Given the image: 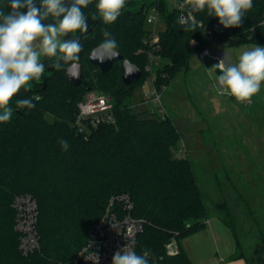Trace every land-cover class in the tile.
Instances as JSON below:
<instances>
[{
	"label": "trees",
	"instance_id": "1",
	"mask_svg": "<svg viewBox=\"0 0 264 264\" xmlns=\"http://www.w3.org/2000/svg\"><path fill=\"white\" fill-rule=\"evenodd\" d=\"M97 2L91 0L83 9L88 32L65 37L79 38L83 45L77 61L81 84L73 86L64 68L57 70L45 57L42 77L31 81L27 91L21 89L10 104L11 121L0 123V264L67 263L102 218L108 200L121 194L132 202V216L144 220L135 238L137 254L148 251L151 264H192L180 241L204 226L207 210L189 158L173 151L180 132L167 115L123 105L149 75L145 17L156 7L164 25L158 30L159 61L153 79L163 90L189 66L192 56L230 36L264 44V0H253L240 27L224 28L206 11L193 12L200 24L194 32L177 23L179 11L169 0H126L122 15L110 25L92 18ZM104 29L112 33L123 59L141 69L135 83L123 84L121 61L105 73L89 62L88 53L104 40ZM96 88L113 93L116 122L80 132L78 102ZM22 98H34L35 108H17L16 100ZM61 138L70 145L67 151ZM22 193L31 194L38 205L40 248L27 254L18 249L11 205ZM172 238L178 251L169 254L166 244ZM262 242L264 247V237Z\"/></svg>",
	"mask_w": 264,
	"mask_h": 264
},
{
	"label": "rangeland",
	"instance_id": "2",
	"mask_svg": "<svg viewBox=\"0 0 264 264\" xmlns=\"http://www.w3.org/2000/svg\"><path fill=\"white\" fill-rule=\"evenodd\" d=\"M156 27L163 29L161 17ZM256 45L230 36L212 47L217 52L208 48L206 53L192 56L189 66L163 88L165 113L161 116H169L180 132L173 151L189 158L207 215L218 213L236 234L250 262L264 264V84L250 102L241 103L221 94L218 74L210 69L222 59L225 66L238 63L240 54ZM44 59L42 56L41 61ZM151 88L148 75L123 105L148 111L150 107L141 98ZM94 93L113 102V93L99 88L84 96Z\"/></svg>",
	"mask_w": 264,
	"mask_h": 264
},
{
	"label": "clouds",
	"instance_id": "3",
	"mask_svg": "<svg viewBox=\"0 0 264 264\" xmlns=\"http://www.w3.org/2000/svg\"><path fill=\"white\" fill-rule=\"evenodd\" d=\"M91 0H0V123L10 122L14 97L33 80H39L45 72L41 57L52 59L57 70L65 65L74 66L79 60L83 45L79 38H65L75 32L87 33V17L83 9ZM126 6V0H98L93 19H101L110 25L117 21ZM188 14L177 18L184 31L200 27L191 13L207 12L219 20L224 28L240 27L253 7V0H183L177 7ZM10 9V11H6ZM26 11H23L25 10ZM51 21V22H46ZM104 40L98 49L104 53L100 62L118 55V44L108 30H102ZM210 69L219 70L216 77L221 94H227L238 102H250L264 84V47L256 45L243 51L238 63L225 66L223 59ZM208 70V69H207ZM34 98L16 100V107L35 108ZM64 151L68 141L60 139ZM150 253L137 254L127 244L117 250L112 264H151Z\"/></svg>",
	"mask_w": 264,
	"mask_h": 264
},
{
	"label": "built area",
	"instance_id": "4",
	"mask_svg": "<svg viewBox=\"0 0 264 264\" xmlns=\"http://www.w3.org/2000/svg\"><path fill=\"white\" fill-rule=\"evenodd\" d=\"M181 14H188L187 6L182 11L177 7L179 0H170ZM192 17L193 13H191ZM160 14L156 7H151V12L146 14V24L149 34L145 41L148 44V64L145 69L149 72L152 88L144 91L141 100L150 107L148 111L156 115L165 113L161 102V92L154 83L155 64L159 57L156 52L159 49V33L156 25ZM264 27V20L262 21ZM204 49L202 54L206 53ZM200 52V53H201ZM154 104V108L151 106ZM79 131L84 132L89 128L100 124H113L116 122L113 102L104 94H87L78 102ZM14 209V230L18 233V249L27 254L40 248L39 236L37 233L38 205L36 199L29 193H22L14 196L12 200ZM132 202L126 194L111 197L105 207L102 218L94 224L87 233V238L82 247L74 257L63 264H112V257L117 250L123 249L127 244L135 249V238L142 229L144 220L136 218L131 214ZM169 254L178 251L174 238L166 244Z\"/></svg>",
	"mask_w": 264,
	"mask_h": 264
},
{
	"label": "crops",
	"instance_id": "5",
	"mask_svg": "<svg viewBox=\"0 0 264 264\" xmlns=\"http://www.w3.org/2000/svg\"><path fill=\"white\" fill-rule=\"evenodd\" d=\"M236 238L218 213H208L204 226L182 238L180 244L192 264H252Z\"/></svg>",
	"mask_w": 264,
	"mask_h": 264
},
{
	"label": "water",
	"instance_id": "6",
	"mask_svg": "<svg viewBox=\"0 0 264 264\" xmlns=\"http://www.w3.org/2000/svg\"><path fill=\"white\" fill-rule=\"evenodd\" d=\"M103 55L104 53L102 50L98 49V46L94 47L88 53L89 62L97 66L102 73L109 71L115 61H121V80L123 84L128 86L132 83H135L141 77V69L135 64L131 63L128 59H123V56L120 53H118V55L113 59L100 62L99 58L103 57ZM64 73L73 86H78L81 84L83 73L80 63L76 62L74 66H65Z\"/></svg>",
	"mask_w": 264,
	"mask_h": 264
}]
</instances>
